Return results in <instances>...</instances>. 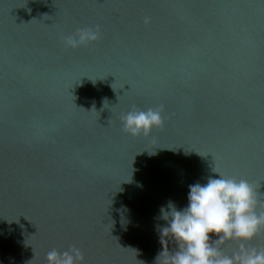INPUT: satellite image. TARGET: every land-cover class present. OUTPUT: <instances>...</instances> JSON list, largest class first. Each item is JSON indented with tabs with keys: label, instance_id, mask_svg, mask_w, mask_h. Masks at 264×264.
<instances>
[{
	"label": "water",
	"instance_id": "water-1",
	"mask_svg": "<svg viewBox=\"0 0 264 264\" xmlns=\"http://www.w3.org/2000/svg\"><path fill=\"white\" fill-rule=\"evenodd\" d=\"M149 108L164 126L126 134ZM217 173L264 212V0H0V264L71 246L83 264H171L161 208Z\"/></svg>",
	"mask_w": 264,
	"mask_h": 264
},
{
	"label": "clouds",
	"instance_id": "clouds-1",
	"mask_svg": "<svg viewBox=\"0 0 264 264\" xmlns=\"http://www.w3.org/2000/svg\"><path fill=\"white\" fill-rule=\"evenodd\" d=\"M101 38L98 26L81 27L63 37L62 42L65 48L76 50ZM162 111L130 110L121 117L123 131L134 138L150 136L154 129L164 126ZM187 199L183 209L169 201L168 210H160L161 218L168 223L162 228L158 225L157 230L162 236L170 235L178 246L169 255L171 264H264V250L247 246L264 229V212H257L259 201L251 184L218 174L204 184L190 185ZM213 235L216 239H212ZM233 241L239 244V250L225 255L223 246ZM46 260L47 264H83L84 255L71 246L62 252L52 249Z\"/></svg>",
	"mask_w": 264,
	"mask_h": 264
}]
</instances>
